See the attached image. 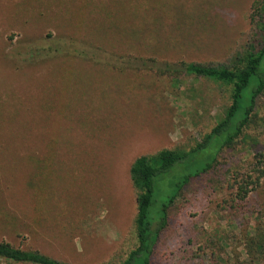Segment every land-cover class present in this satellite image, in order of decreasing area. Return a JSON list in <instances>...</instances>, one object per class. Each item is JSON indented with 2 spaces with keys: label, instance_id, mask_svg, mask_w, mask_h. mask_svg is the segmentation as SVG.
<instances>
[{
  "label": "rangeland",
  "instance_id": "obj_1",
  "mask_svg": "<svg viewBox=\"0 0 264 264\" xmlns=\"http://www.w3.org/2000/svg\"><path fill=\"white\" fill-rule=\"evenodd\" d=\"M252 1L0 0V242L67 264H120L134 239L131 163L194 148L230 103L227 85L173 79L135 67L133 57L231 59L247 43ZM60 38L117 57L92 59L97 52L78 49L32 55ZM256 116L243 137L216 152L212 170L175 199L153 264H210L212 243L225 259L232 250L243 254L242 232L251 233L254 221L246 208L230 209L229 184L264 152V96ZM185 173L162 176L158 199ZM259 191L264 196V185Z\"/></svg>",
  "mask_w": 264,
  "mask_h": 264
},
{
  "label": "trees",
  "instance_id": "obj_2",
  "mask_svg": "<svg viewBox=\"0 0 264 264\" xmlns=\"http://www.w3.org/2000/svg\"><path fill=\"white\" fill-rule=\"evenodd\" d=\"M248 24L247 43L231 59L208 63H158L154 59L133 57L135 67L140 63L144 69L155 70L158 74L173 79L188 75L227 85L230 87V103L224 117L194 148L186 152L164 149L152 156L141 155L131 163L128 173L132 188L136 192L134 239L132 247L120 264H153L152 256L159 234L168 224L169 212L175 199L192 179L205 177L213 168L216 152L230 147L243 137L253 119L257 118L258 100L264 96V0L251 2ZM51 43L37 46L36 54L32 55L48 58L59 54L58 51L70 50L78 53L97 52L92 55V59L96 58L95 55L117 57L112 49L99 48L96 45L89 47L84 42L82 44L70 38L56 39ZM126 55L132 56L129 53ZM212 147L215 148L214 154L198 165L199 156ZM174 170L186 173L173 184L170 193L159 200L162 176ZM263 185L264 152L260 151L254 154L252 162L244 172L233 173L232 184H229V188L233 190L229 201L230 209L246 208L245 213L252 216L254 221L251 233L248 228L242 232L243 254L232 250L233 256L225 259L223 252H220L221 248L212 243V246L208 245L212 256L210 264H264V196L259 191ZM252 194L256 195L254 197L258 201L256 208L251 209L249 203H252ZM248 204L250 208H247ZM1 261L11 264H67L38 250L15 247L6 241L0 242Z\"/></svg>",
  "mask_w": 264,
  "mask_h": 264
}]
</instances>
